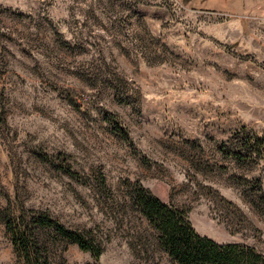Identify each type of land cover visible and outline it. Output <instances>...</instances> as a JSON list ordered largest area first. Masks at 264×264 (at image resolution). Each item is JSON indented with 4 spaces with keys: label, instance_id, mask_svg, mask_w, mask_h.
Segmentation results:
<instances>
[{
    "label": "rangeland",
    "instance_id": "1",
    "mask_svg": "<svg viewBox=\"0 0 264 264\" xmlns=\"http://www.w3.org/2000/svg\"><path fill=\"white\" fill-rule=\"evenodd\" d=\"M256 139L264 0H0V264H20L4 221L22 208L85 231L97 264H177L137 186L199 234L264 253Z\"/></svg>",
    "mask_w": 264,
    "mask_h": 264
},
{
    "label": "trees",
    "instance_id": "2",
    "mask_svg": "<svg viewBox=\"0 0 264 264\" xmlns=\"http://www.w3.org/2000/svg\"><path fill=\"white\" fill-rule=\"evenodd\" d=\"M264 143L256 139L247 144L249 153H261ZM64 174L79 180L68 165H60ZM135 204L148 223L159 233V243L177 264H264V253L239 243H219L199 234L187 219L186 212L169 206L137 186ZM264 199V197H263ZM4 229L20 264H53V254L68 245H76L91 254L94 263L102 248L85 231L67 228L47 210L22 208L19 215H8Z\"/></svg>",
    "mask_w": 264,
    "mask_h": 264
}]
</instances>
